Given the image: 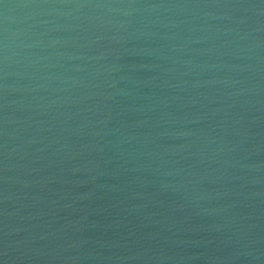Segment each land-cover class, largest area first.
I'll use <instances>...</instances> for the list:
<instances>
[{
  "label": "water",
  "instance_id": "95a60500",
  "mask_svg": "<svg viewBox=\"0 0 264 264\" xmlns=\"http://www.w3.org/2000/svg\"><path fill=\"white\" fill-rule=\"evenodd\" d=\"M0 264H264V0H0Z\"/></svg>",
  "mask_w": 264,
  "mask_h": 264
}]
</instances>
